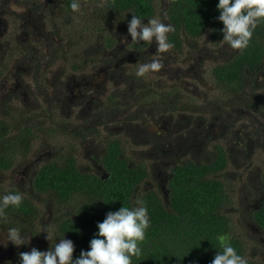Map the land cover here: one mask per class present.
Instances as JSON below:
<instances>
[{"label":"trees","instance_id":"trees-1","mask_svg":"<svg viewBox=\"0 0 264 264\" xmlns=\"http://www.w3.org/2000/svg\"><path fill=\"white\" fill-rule=\"evenodd\" d=\"M217 3L218 0H165L164 10L174 23L176 35L182 28L196 37L207 32L216 43L223 36L221 29L224 27L222 21L217 19L219 16ZM158 4L162 7V1L159 3V0H107L102 3V19L116 18L127 27L128 21L135 14L141 16L143 20L157 16ZM142 44L141 41L130 47L144 49L146 46H141ZM105 47L114 48V46ZM218 48L223 53L224 49H228L227 46H215L214 50ZM154 49L155 60L162 64L161 71H170L173 67L164 59L170 56L157 51V47ZM170 49L172 53H176L171 56L173 63L179 66L177 53L180 52L181 46H173ZM54 51L58 52L55 53L54 60L62 56L61 48H56ZM125 57L118 56L116 63L119 69L117 76L123 78V84L117 87L116 92L113 91L101 95L99 99H94L92 101L93 104L95 102L94 112L89 117L82 116L80 124L74 125L68 130V134L82 143L86 134L95 132V123L100 122L107 129L122 125L120 123L129 124L131 129H135L142 123L146 125L145 129L148 131L146 121H149L148 125L162 128L166 113L184 117L185 123L198 120L200 124L204 121L203 117L198 116V119H193L195 115L181 113L189 108L200 111L204 105L203 95L198 101L192 102L188 99L186 102L180 95V91L191 93V95L192 92L185 87L181 90L166 87L159 93L157 91L163 86L147 82L144 75L142 77L136 75L139 66L133 69V72L126 73ZM142 57L137 55L134 59L140 62ZM92 58L95 59V57ZM102 58H107V56L102 53ZM121 59L124 60V64ZM142 60H146V57ZM177 70L185 71L178 67ZM262 70L264 71V21L257 24L247 47L235 50L231 57L213 65L210 73L214 87L226 93H239L244 92V86L250 82L252 84L261 83L260 80L264 78L260 75ZM258 75H260V80L256 79ZM130 85L135 91V93L131 92V96L129 95L131 89L127 88ZM155 86L158 88L155 89ZM252 90L248 89V91ZM117 95L120 97L119 105L114 104V98ZM146 100L149 102L146 103ZM57 101L54 100L53 106L57 107ZM156 103L160 109L153 108ZM224 103L225 100L220 99L216 107H225ZM40 104L47 105L43 99H40ZM58 108L60 109V106ZM40 110L34 111L38 118ZM60 112L62 114V110ZM45 113L46 119L50 121L49 111L45 110ZM8 114L6 112L0 114V171L8 170L13 165V156L17 149L22 148L23 151L27 149L19 143V136L14 135V129L21 119L8 121L1 119ZM26 115L28 114L23 112V118ZM216 115L225 116L224 114ZM37 119L33 127L41 131L43 124L37 125L39 123ZM165 129L163 131H167V128ZM53 131H61V129L54 127L51 129L52 133ZM149 132V138L155 140L157 135L152 131ZM125 139L121 138V134L119 137L110 136L107 139L104 153L97 161L104 170L103 175H96L82 169L77 165L75 156L71 154H68L62 161L54 160L44 164L38 173L33 175L32 188L39 192L44 191L45 195L51 197L50 201L57 205L67 204L69 206L68 203L70 204V209L61 213L62 217L54 221L52 227L54 243L62 237L72 240L74 243L73 258L79 257L82 249H89V241L97 232V222L102 221L108 211L118 210L122 206L131 208L136 206V200L140 199L146 202L150 227L146 230L145 240L141 244L142 253L132 257V264H210L216 252L227 242L232 244L238 254L248 261V264H264L263 258L254 259L250 253L248 255L243 238L234 234L232 235L235 237H227L234 227L231 218L226 214L225 206L228 196L223 181L217 178V175L221 174L228 164L225 147L215 144L209 159L199 161L193 152L198 149L201 142L194 145L189 144L193 148L192 159L175 162L174 165L168 164L170 170L167 180L168 194L164 198L160 189L144 187L145 183L152 178L149 174L151 169L140 160L132 161L134 155L125 156ZM141 140L145 142L146 138L141 137ZM148 141H146V148L152 151V155L167 154L164 153L167 150L165 145H160L159 141H154L153 144ZM157 142L159 145L156 144ZM186 144L187 142H184L185 146ZM185 146L183 149H186ZM262 179L264 182V173ZM165 199L168 201L167 204ZM50 204V202L46 203V207L48 208ZM4 211L7 224H0V233L8 227L17 226L27 236H33L28 244L17 246L16 256L12 261L6 260L7 262L4 261V263L1 261L0 264H20L19 253L30 251L32 247L41 251L49 249V246L45 247L40 238L38 225L31 224L33 216L37 215V210L30 199L23 197L19 208L10 206ZM253 218L264 236V202L261 208L254 212ZM9 244L11 246V243L6 245Z\"/></svg>","mask_w":264,"mask_h":264},{"label":"flooded vegetation","instance_id":"flooded-vegetation-1","mask_svg":"<svg viewBox=\"0 0 264 264\" xmlns=\"http://www.w3.org/2000/svg\"><path fill=\"white\" fill-rule=\"evenodd\" d=\"M91 1L93 4L90 3ZM106 1L107 0H78L81 7L78 11H73L70 7L73 0H0V114L5 112L9 113L10 111L12 112L11 114H19L21 121L16 125L14 135L17 137L19 136V143L27 148L24 151L22 148L20 150H16V153L13 156V164L18 163L15 161L17 155L18 157H26L31 153L36 133L39 132L34 129L33 124H35L37 119V113L34 111L38 109V105L42 107L40 99H43L46 104L48 102L51 103L52 100H58L57 102L61 103L60 111L69 104L70 107L78 106L79 109L76 111V114L79 118H81L84 116L83 111L86 108L89 107V110H92L93 105H95V102L94 104L92 103L93 99H99L101 98V95H105L113 91L116 92L117 87L123 84V78L116 76L117 71L119 70L116 64L118 56L127 57L132 56V54L142 55L143 57L140 62L138 61V66H140L141 63L156 61L154 48L157 47V45L155 40H153L151 44L143 42L141 46H146L144 49L132 48L130 46H135V43L131 42V36L128 33L126 26H115L113 20L116 18L105 17L104 20L102 19L103 13L101 11V7L102 3ZM161 1L162 7H157V16L152 18L159 19L164 23H170L174 28L173 21L170 20L164 10L166 6L165 0H159V3ZM79 14L90 17L88 20L83 22H94V27H91L90 25L84 26V23H80L81 17H79ZM147 20L148 19H145L143 22L147 23ZM60 21L62 22L61 24ZM108 24H111L112 27H108ZM222 38L223 36L218 42L214 43L213 38L207 32L198 37L191 35L190 32L183 28L178 31L177 35L174 31L169 32V42L173 46H181L180 52L177 53V60L182 64V66H177L173 63V58L171 56L174 54L176 55V53H172V50L169 49V52L166 51L162 53L170 56L166 62L173 68L170 69V71L164 70L159 72L167 77L176 75L180 78L189 77L195 78L196 80L199 79V75L197 73L198 70H200L199 66H201L204 61H209L215 65L216 63L222 62L225 58L231 57L235 50H239L229 47V45ZM122 40L124 41L123 43H121ZM86 46L93 47L91 50H87ZM105 46H114V48L112 49L111 47V49H108ZM205 46H227L228 49H224L223 53L220 51V48H218V50H214V48L205 49ZM56 48H61L62 58L68 62V65L62 68V74H64L65 71H68V74L63 78H60L59 73V75H56L53 67L56 60L59 59L57 58L54 60L56 53L54 49ZM75 49H77L78 52H76ZM101 49L107 58H102ZM87 52H90L87 54V57L92 55L95 59L87 58ZM71 53L73 59L69 58ZM97 54L100 55V58L96 56ZM144 57H146V60H142ZM121 60L124 64L125 59ZM176 66L182 70L185 69V71L182 72L177 70ZM129 67L130 64L128 66L126 65L125 70ZM4 69L7 70V73ZM260 75L262 77L264 76L263 70L260 72ZM260 75L256 76V79L260 80ZM260 81L261 83L257 82L256 84H252L250 82L248 85H245L244 92H234V98L238 99V101L243 103V105L228 107L226 112L217 113L225 115L223 120L226 122L225 127H228L225 131L227 133H229V131H234L232 133L233 136L231 135L232 140L234 138L233 143H235L236 137V144L248 141V147L250 148L259 145L260 141L261 147H264V129L262 127L264 126V118H260V116H264V110L261 107H264V92H260V90L264 89V78ZM103 82H110L112 90L99 94ZM24 84H27V87H24ZM127 88L130 90L133 87L130 85ZM28 89H30L29 93H27ZM248 89L253 90L248 91ZM192 96L197 99L202 97V95L194 92H192ZM184 110L185 111H181V113L199 111L192 108ZM214 110L222 111L226 110V107H215ZM21 112H25V114L28 115L23 118V114ZM231 114H235V117L236 115H243V117H237L239 120L245 117H251L252 122H248L249 126H258L257 131L252 133L251 130H245L243 127H246V122H241V124L238 123V130H234V120H230ZM170 122L171 121H169L168 124H171ZM190 123L176 124V122H172V124H175L180 128H183L184 126L190 127ZM200 124H202L203 131L200 138L196 137L194 139L196 143L200 142L202 137H205L206 140L209 135H213V129L210 128L213 126L212 123H208L206 128H204L205 125L203 122ZM165 128H167V126ZM113 129L117 132L118 126L113 127ZM11 130L13 131V126ZM146 141H148L147 138ZM146 141L143 143L146 144ZM137 145H139V143ZM147 151L149 150L146 149L139 152L144 153ZM248 152L251 153L252 149H248ZM103 153L104 147L99 154H94L90 157V160H92L93 164L97 168L98 175H103L104 172L103 168L100 167L97 162L99 156L103 155ZM164 153L167 154L154 156L152 155V151L150 152V155L147 154L154 160L153 167H150L151 171L149 174L152 177L151 179H156L157 181L153 187H150L149 185L147 187L150 189H160L164 198H166L168 194L167 180L169 178L170 171L168 164L174 165L175 162L172 161V163H165V168L167 167L168 170L163 173V171H161L163 168L160 164H164L162 162V158L171 157L168 155V153H170V149L165 150ZM227 156L230 158L229 153ZM43 157H45V155L40 154V156L32 160H25L19 166L20 170L17 172L18 177L15 178V176H13L14 182L7 187L4 186L3 188H0V194L9 191H18L22 197L30 199L33 207L37 210V215L33 216L31 220V224L33 226H39L42 220L40 216L41 206L39 204H41L43 200L46 203L51 200V197L43 193L44 191L39 192L31 186V178L33 175L38 173L39 169L44 164L50 162L46 161L39 164V160ZM176 162L179 163V161ZM12 167L13 165L10 168ZM9 169L0 171V184L2 183V179L5 177V172L9 171ZM263 173L264 170L260 171L259 168L256 172L252 171L250 179H248V182L251 185H254L253 181H255V192L252 195V191H248L252 200L245 207L246 213L242 216V219L244 220L243 225L247 228L245 229L246 233L238 234L236 230H234L240 220L239 217L236 218V221L230 217V213L234 214L237 211L236 208L230 207L226 214L229 218H231L234 229L232 228L231 233L227 235V237L239 236L243 238V241L258 240V242L263 244L264 236L253 218L254 212L261 208L264 202ZM222 181L228 196V201H226L225 206L227 209L229 203H233V200L235 199L234 187L229 181L225 182V179H222ZM26 183L27 186L25 185ZM43 195L46 196L45 199L41 198ZM165 202L166 204L168 203L167 199H165ZM68 205V207H70L69 203ZM43 207L47 210L45 204ZM55 209V213H49L47 220L48 225H46L51 227V230L54 225V221L62 217V215H60L62 212L60 211L59 213L58 208ZM3 231L4 232L0 235V243H6L7 240V234H5V230ZM7 243L11 242L9 241ZM53 245V241L48 243L50 248ZM5 248L7 251L10 250V244H0V262L2 261L3 263L6 261Z\"/></svg>","mask_w":264,"mask_h":264},{"label":"rangeland","instance_id":"rangeland-1","mask_svg":"<svg viewBox=\"0 0 264 264\" xmlns=\"http://www.w3.org/2000/svg\"><path fill=\"white\" fill-rule=\"evenodd\" d=\"M90 3L93 4L92 1ZM157 6H160V5L158 4ZM79 17H81L80 23H84L83 21H86L88 20V18H90L83 14H79ZM113 21H114L115 26H120V24L121 25L123 24V22L118 19H114ZM61 23L62 22L60 21V24ZM83 25L84 26L90 25L91 27H94L95 24L94 22H86ZM108 27H112V25L108 24ZM197 47H201V46H197ZM86 48L87 50L92 49L91 46H86ZM207 48L213 49L215 48V46H205V49ZM75 50L76 52H78L77 49ZM89 53L90 52L86 53V57H87V54ZM102 53L103 51L101 49V54ZM96 56L100 58L99 54H97ZM62 57L63 56L59 57V59H57L53 65L56 75L60 74V78H63L64 76L68 74V71H65L64 74H62L63 73L62 68L68 65V62H66ZM135 57H137V55L125 57L126 65L128 66L130 64V67L126 70V73L133 72V69L135 70L138 67L139 62L136 61V59H134ZM69 58L73 59L72 53L70 54ZM87 58L91 59L92 55L88 56ZM164 59L166 61L168 58H164ZM212 65L213 64L211 62L204 61V63L201 66H199L200 70H198V73H197L199 75L198 77L199 79L197 80L195 78H189V77L180 78L179 76H176V75L172 77H167L166 75L161 74L159 72L161 71V69H159L158 71L157 70L148 71L144 74V78L147 82H153L155 83L154 85L163 86L162 89L157 91L159 93L164 91V88L166 87L177 88V90H181L182 87H185L187 88L188 91L204 96L203 98L204 105L202 109H200V111H190L189 113L192 115H195L193 119H198V116L201 118L203 117L204 121H201V122H203L205 127L208 123H212L213 126H211L210 128L213 129L212 130L213 135L212 134L209 135L206 138V140H205V137H202L200 142H202L203 140L205 141L199 144V147L196 151L193 152V148L190 147V145L196 144V142L194 141L196 137L200 138L201 133L203 131L202 124H199L198 120H192V122L190 123L191 124L190 127L184 126L185 128L184 127L180 128L179 126L172 124V122L173 123L176 122V124L179 122L185 123L184 117L178 116L177 114H172V113H166L167 116H165L166 118L162 122V125L164 126L162 128L154 126V125L153 126L148 125L149 121H146L147 126L149 127L148 131H152L154 134L157 135V138L155 140H153L152 138L151 139L149 138L150 137L149 132L145 129L146 128L145 124L140 123V126L138 128L131 129L129 124L120 123L122 125L119 124L120 126H118V130L116 132L113 128L107 129L106 126L102 122L99 121L100 123H95L94 125L95 132L93 133L89 132L88 134H86V138L83 140L82 143H80L78 139H75L74 137H72L70 134L67 133L68 130L72 129L74 125L80 124L81 122V118H77V114H76V111L79 109V107L78 106L70 107V104H69L64 107V109L62 110V114H61L60 109L58 108L61 103L57 102L56 103L57 107H55L53 106L55 104L54 100H52L51 103L50 102L47 103V106L40 107V105H38V109L36 110H39V109L41 110L39 111L40 119L37 116L38 118L37 122H39L37 125L43 124L42 130L36 133V138H35L34 144L32 145L30 155L26 157L24 156L18 157V155L16 156L15 161H17L18 163H14L13 167L10 168L9 171L5 172V177L1 181L2 183L0 184V188H3L4 186L7 187L8 185H11L12 182H14L13 176H15V178L18 177L17 172L20 170L19 166L25 160H32L40 156V154L41 155L44 154L45 157L39 160V164L41 162L44 163L46 161L47 162L49 161L51 162L54 160L62 161L65 157L68 156V154H71L75 156L74 158L76 159L77 165L79 167H81L84 170L86 169L87 172H92L98 175L97 168L93 164L92 160H90V157L93 156L94 154L95 155L99 154L102 148L105 147L106 141L110 136L119 137L121 134V138H126L125 139L126 148L124 147L125 156L127 157L128 155H134V158L132 159V161L137 162L140 160V162L143 163L146 167H153L154 160L148 156L150 155L151 151H147L148 153L139 152L141 150L147 149L146 148L147 142L146 144L143 143L141 140V137L147 138V140L149 139L148 142H150L151 144H153L154 141L155 142L159 141L160 145H165L166 147L165 149H170V153H168V155H170L171 157L162 158V162L164 164H160V166L163 168L161 170L163 171V173L164 171L168 170L167 167L165 168V163L166 164L168 162L172 163V161L181 162L183 160L192 159L191 158L192 152L197 157L196 158L197 160L199 161L208 160L212 153L213 146L215 144H220L223 147H225L227 154L229 153L230 158H228V164L225 170L221 174H218L217 178L221 180L225 179V182L229 181L230 184L234 187V198L235 199L233 200V203H229L227 210L230 207H234L237 209V211L234 214L230 213V217L232 219L236 221V218L239 217V220H240V222L235 226L234 230H236L238 234L246 233L245 229L247 228L246 226L243 225L244 220L242 219V216H244L246 213L245 207L252 200L248 194V191H252V195L255 192V181H253L254 185H251L248 182V179H250V174L252 171L256 172L259 168H260V171L264 170V147H261V141L259 145H257L256 147H251V148L248 147L249 145L248 141L241 142L240 144H236V137H235V143H233L234 138L232 140V136H233L232 133L234 131H229V133L225 131V129L228 128V127H225L226 122L223 120L222 116H218L216 114L219 112H226L228 107L241 106L243 105V103H240L238 99L234 98L235 97L234 93L222 92L216 87H214V82H213V79L210 73V69ZM179 66H182L180 62H179ZM5 72L7 73V70H5ZM24 87H27V84H24ZM156 88L158 87L155 86V89ZM109 90H112L111 83L103 82L102 88L100 89L99 94H102L103 92L109 91ZM29 92H30V89L27 90V93ZM131 92L135 93L133 88H131L130 90V94H129L130 96H131ZM260 92H264V89L260 90ZM180 95L185 99L186 102L188 99H191L192 102L198 101V99L194 98L190 93L180 91ZM220 99L225 100V103L223 104V106L226 107V110L215 111L214 108L220 103ZM119 102H120V97L119 95H117L114 98V104L119 105ZM148 102L149 100H146V103ZM94 107L95 105H93L92 110L91 109L89 110V107L86 108L83 111V115L85 117H89L94 112L93 111ZM159 107L160 106L158 105V103H156L153 108L160 109ZM261 107L264 110V107L263 106ZM45 110L49 111V116L51 117L50 121L46 119ZM11 113L12 112L10 111L6 117L1 118V119L5 121L11 120V119L19 120V114L17 113L11 114ZM21 113L23 114V112ZM237 117H243V115H236L235 117V114H231L230 116V120L231 119L234 120L233 122L234 130H238V126H239L238 123L241 124V122H246L247 123L246 127H243L245 130L247 129L251 130L252 133L257 131L258 126H254V127L249 126L248 122H252L251 117H245V118H242L241 120H239ZM260 118L263 119L264 116H260ZM169 121H171L170 122L171 124H168ZM107 125L109 126V124ZM166 126L168 128L167 131H163V130H166L165 129ZM54 127L61 129V131H53L52 133L51 129H53ZM262 127L264 129V126ZM136 142H138L139 145H137ZM184 142H187L186 146L184 145ZM156 144L159 145L158 142ZM182 145L185 146L186 149H183ZM158 149H160V147ZM248 149H252V152L249 153ZM156 183H157L156 179H150L149 181H147V183H145L144 187L148 188L147 187L148 185L150 187H153ZM25 185L27 186V183ZM41 198L45 199L46 196L43 195V197ZM50 203L51 204L47 208V210L44 209L43 207L44 204L46 206V202L44 200L41 204H39L41 206L40 216L42 220H41L40 225L37 227V230L40 233L41 235L40 238L42 239L45 246H48V243L53 241V238H54L51 227L46 226L48 225L47 220H48L49 213H55L56 212L55 208H58L59 213L60 211L64 213L66 212V210L70 209L68 206L63 205V204L57 205L53 201H50ZM45 229L48 231L49 236L51 237L50 241L45 239L47 233L45 231H42ZM5 234H7V230H5ZM242 235H245V234H242ZM245 242H246L245 246H246L248 255L250 253L251 257H253L254 259L264 258V242L263 244L258 242V240H254V241L247 240ZM16 249H17V246L11 244V249L8 250V253H7L8 256H6L7 249L5 248V260L12 261L13 257L16 256L15 254ZM253 252L255 253V256Z\"/></svg>","mask_w":264,"mask_h":264},{"label":"clouds","instance_id":"clouds-1","mask_svg":"<svg viewBox=\"0 0 264 264\" xmlns=\"http://www.w3.org/2000/svg\"><path fill=\"white\" fill-rule=\"evenodd\" d=\"M70 7L78 11L81 5L78 0H73ZM216 8L219 10L217 19L224 25L221 29L222 39L232 49L247 47L257 24L264 21V0H218ZM127 31L131 42L136 44L141 41L151 44L155 40L159 52H166L173 47L168 40V33L174 28L159 19H148L144 23L143 18L135 14L128 21ZM161 67L159 61L141 63L136 75L142 77L146 72ZM22 201L19 192L0 194V224H7L4 210L10 206L19 208ZM135 205L108 211L105 218L97 222V232L89 241V249H82L79 257L73 258V241L62 237L46 251L32 247L30 251L19 253L20 264H132V257L142 253L141 244L150 227L146 202L137 199ZM42 231L47 233L45 239L50 241L48 231ZM32 236H27L20 227L11 226L7 228L6 243L0 244L6 245L10 241L15 246L26 245ZM210 264H248V261L227 242L216 252Z\"/></svg>","mask_w":264,"mask_h":264}]
</instances>
